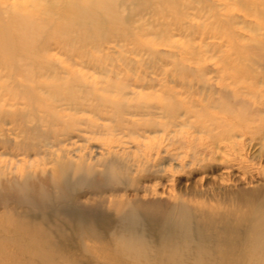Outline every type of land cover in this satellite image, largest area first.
Masks as SVG:
<instances>
[{
	"label": "rangeland",
	"instance_id": "obj_1",
	"mask_svg": "<svg viewBox=\"0 0 264 264\" xmlns=\"http://www.w3.org/2000/svg\"><path fill=\"white\" fill-rule=\"evenodd\" d=\"M55 1L0 0V44H21L11 20L22 15L45 26L32 43L40 60L22 64L33 73L0 60V192L55 156L94 163L109 152L124 167L113 187L125 202H178L204 219L258 209L264 0H86L109 23L84 41L55 29L67 14L33 11ZM75 243L101 259L92 238L78 231Z\"/></svg>",
	"mask_w": 264,
	"mask_h": 264
},
{
	"label": "bare ground",
	"instance_id": "obj_2",
	"mask_svg": "<svg viewBox=\"0 0 264 264\" xmlns=\"http://www.w3.org/2000/svg\"><path fill=\"white\" fill-rule=\"evenodd\" d=\"M55 3L46 9L34 3L33 11L37 15L67 14L54 24L64 33L62 38L70 37L75 28L82 30L79 38L84 41L108 26L102 4L93 10L86 0ZM97 12L102 13L97 16ZM11 21L21 44L16 48L0 44V60L16 65L11 68L18 72L33 73L22 64L40 60L32 43L45 26L25 15ZM75 43L69 38L68 45ZM27 108L40 111L31 102ZM87 160L76 152L70 157L55 156L53 168L2 184L0 264H264V194L258 196V209L255 206L247 214L231 212L223 217L213 212L204 219L207 212L178 202H125L114 195L116 171L124 170L115 156L108 152L94 163ZM50 187L59 197L50 195ZM107 195L119 197L112 200ZM17 207L25 210L17 211ZM78 231L96 241L100 260L86 257L87 250L78 252Z\"/></svg>",
	"mask_w": 264,
	"mask_h": 264
}]
</instances>
